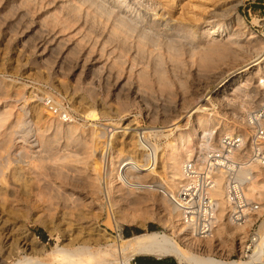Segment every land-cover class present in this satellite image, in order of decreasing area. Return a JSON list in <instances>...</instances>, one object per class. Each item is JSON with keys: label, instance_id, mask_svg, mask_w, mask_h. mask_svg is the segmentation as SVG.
Wrapping results in <instances>:
<instances>
[{"label": "bare ground", "instance_id": "bare-ground-1", "mask_svg": "<svg viewBox=\"0 0 264 264\" xmlns=\"http://www.w3.org/2000/svg\"><path fill=\"white\" fill-rule=\"evenodd\" d=\"M75 1L80 6L86 5L88 11L85 13V20L91 14L93 19L102 21V25L108 27L107 31L97 28L99 31L98 41L94 42V46L99 48L101 56H104L107 48L110 51L109 68L102 67L97 71L98 85L113 78L118 81L122 76L128 85L136 82L139 87H147L151 81L159 85L164 84L168 72L166 59L169 60L171 71L177 70L178 63L181 62L180 50L184 47L189 48L188 53L191 57L195 53L198 55L199 63L206 71L208 70L207 72L225 60L242 59L250 49L260 50L259 53H256L258 57L253 62L226 74L220 80L221 82H218L219 86L217 84L218 88L215 91L223 87V91L228 87L232 89L233 85H238L232 93V98L218 99L220 103H225V106L231 104L243 107V104H246V100L236 101V99L239 98L242 87L245 86V83L242 84V82L249 70L257 69L255 77L260 83H264V76L259 74L258 67L264 62V52L260 54L261 51H264V45L258 48L259 46L255 43V45L249 46L243 45L244 42L239 44L229 33L223 40L222 34H216L214 28L209 26L201 30L203 42L194 43L196 35L193 26L176 24L173 20L166 18L164 14H157L154 12V9L157 8L156 2L152 7L151 5L144 8L142 5L138 6L142 7V10L137 12L126 0ZM150 10L152 14H150ZM66 11L68 16L79 15V8L69 7ZM213 16H217V13H213ZM90 91L92 92L93 89ZM135 95H137L136 92ZM188 99L191 100L192 95ZM43 103L46 104L38 108L36 118L40 122L42 112L46 111L48 116L43 123L47 124L48 130H50L51 119H53L56 122L52 129L53 133L45 135V132L38 131L34 134V140L31 141L32 131L24 129L25 123L19 119L16 124L19 131L11 133L0 141V185L9 187L10 178L5 172L15 161L17 164L31 166L27 172L34 176L33 179L37 185L36 192H32V195L38 197L35 203L37 202L41 206H45L44 204L47 203L48 212L55 208H61L64 215H69L73 221L81 222L84 217L82 214L76 213L78 207L87 206L86 204L107 203L104 220L106 230H97V233L102 234L96 237L81 238L78 242H73L72 245H75L73 249L54 251L53 261L55 264H132L131 260L136 256H151L157 259L172 257L177 264H264V220L261 222L263 232L255 235L252 239L253 249L252 253L247 256V261H227L219 253L223 252L224 254L226 251L222 248L223 245L226 246L224 243L231 242V240L233 242L234 235H242L240 239L243 240L244 234H247V230L254 224L256 218L262 212L264 213V193L261 191L264 188V166L247 162L251 152L248 142L252 132L246 124L245 115L236 117L235 114H232L230 119L238 125L248 128L250 132L248 139L239 130L231 132L233 125L230 122L198 116V128H193L190 136L194 137V140L196 139L200 150L195 151L193 156V149L186 146L191 141L190 136L176 131V139L174 142L168 143L165 161L162 162L159 158L160 149L157 142H150V138L158 137L160 131L152 130V128L133 133L137 137L134 143L123 142L120 148H117L113 145V139L117 137V133L113 132L114 129L103 126V130L97 132L90 128L94 125L93 122L98 120L95 111L86 110L84 112L85 119L92 122L85 129L82 125H69L73 123L74 119L69 111L53 97L48 96L47 101L44 98ZM49 108L52 111L55 109V113L49 112ZM207 111L208 108L200 105L196 107L193 114H204ZM161 119L163 118L161 117ZM3 121L0 119V128ZM215 122L218 123V130L214 128ZM126 133L127 126L122 129L121 136L124 137ZM232 133L243 136L244 144L235 153V156L238 160L246 163L237 175L241 179L243 194L249 206L244 210L242 218L235 220L232 217L233 208L227 195L228 178L223 174H213L214 187L210 197L215 203V219L210 234L205 239H201L196 236L192 227L184 222L182 212L175 203L178 200L181 187L187 181L183 167L190 160H195L199 165L203 164L206 161L207 152L218 148L220 138ZM106 134L111 136V140L108 144L106 170L105 173H101L104 168H102V164L105 166L106 158L96 156L94 152H97L100 147L105 148L107 143L104 146H98L101 141L97 143V139L101 140ZM66 150L73 152L75 156L81 154L85 157H93L95 178L85 176L84 168L77 166L73 168L67 164V159L59 156ZM3 154L6 155L5 159ZM72 161L79 162L76 158H73ZM4 162L5 165H3ZM46 162H48L47 167L45 166ZM11 177L16 182L22 181L17 172H13ZM102 179L104 186L101 189L94 184V180L100 183ZM13 189V194L6 195V192L0 188V200L9 203L10 206L18 202L21 195L28 196L29 193ZM29 190L28 188L27 191ZM2 192L4 193L2 194ZM99 194L101 196H98ZM85 198L90 200L86 203ZM147 206L154 207L161 217H149L150 213L145 209ZM136 216H148L163 221L170 227L172 236L165 232L153 231L124 238L120 233L122 226L132 223ZM107 230L115 235L108 233ZM1 233L0 264H10L8 262L10 254L17 249L24 251L25 255L13 264H47L42 257L43 246L36 248L33 241L28 242L25 237H22L25 242L19 246L20 239L5 237ZM26 242H28L27 245ZM102 244L104 246H101ZM91 245L98 248L91 251ZM229 249L231 251L232 248Z\"/></svg>", "mask_w": 264, "mask_h": 264}, {"label": "rangeland", "instance_id": "rangeland-1", "mask_svg": "<svg viewBox=\"0 0 264 264\" xmlns=\"http://www.w3.org/2000/svg\"><path fill=\"white\" fill-rule=\"evenodd\" d=\"M126 1L132 4L137 12H140L142 7L150 5L152 7L156 2L157 8L154 9V12L157 14H164L166 18L173 20L176 24L193 26L196 35L194 43L203 42L201 30L209 26L214 28L216 34H222L223 40L229 33L239 44H243V42L245 46L256 44L259 46L258 48L264 45V0ZM140 5L142 7H138ZM69 7L79 8V15L68 16L66 9ZM86 11H88L86 5L80 6L75 0H0V119L4 120L0 128V141L11 133L19 131L16 126L19 119L25 123L24 129L32 131L31 141L34 140V134L38 131L45 132V135L52 134L56 122L51 119L52 123L48 130L47 124L43 123L48 116L46 111L42 112L40 122L36 118L38 108L46 104L43 103V99L45 98L47 101L48 96L59 101L63 108L69 111L74 119L73 123L69 125H82L87 129L92 122L85 119L84 112L86 110L95 111L98 120L93 122L94 125L90 128L97 132L103 130L104 127L114 129L113 132L117 133V137L113 139V145L117 148H120L123 142L134 143L137 137L133 133L152 128V130L160 131L158 137L150 138V142H157L160 149L159 158L162 162L165 161L167 145L175 141L177 132L190 136L192 129L198 128V116L230 122L233 125L231 132L239 130L248 139L250 134L248 128L238 125L230 119V116L232 114H235L236 117L246 116L247 112L263 104L264 83H260L256 79L257 69L249 70L242 82V84L245 83V86L242 87V92L236 101L246 100L243 107L231 104L225 106V103H220L218 100L219 98H232V93L238 85H233V90L231 87L224 91V87L215 90L219 86L218 82L226 74L253 62L258 57L256 53H259V49H250L242 59L237 61L217 62L216 68L213 67L210 72H207L208 70L206 71L199 63L198 55L195 53L191 57L188 53L189 48L184 47L180 50L181 62L178 63L177 70L171 71L169 60L166 59L168 72L164 84L159 85L151 81L147 87H139L136 82L128 85L122 76L118 81L113 78L98 85L97 71L102 67L109 68L110 51L107 48L108 53L105 52L104 56H101V52L97 46H94V42L98 41L99 31L97 28L107 31L108 27L102 25V21L93 19L91 14L85 20ZM213 13H217V16H213ZM150 14H152L151 10ZM263 52L261 51L260 54ZM258 67L259 74L264 76V62ZM205 79L208 80L205 81ZM89 88L93 91L91 92ZM191 95L192 99L189 100ZM200 105L208 108V111L204 114H193L196 107ZM48 111L54 114L56 110L52 111L49 108ZM215 124L214 128L218 130V123L215 122ZM126 126L127 133L122 137L121 131ZM189 139L191 141L186 146L193 149L194 156L195 151L200 149L194 137L190 136ZM110 140L109 134H106L101 140L97 139V143L101 141L98 146H104L107 143L105 148L100 147L97 152H94L96 156L106 158L105 166L102 164V168H104L101 169V173L106 170ZM2 156L5 159L6 155ZM59 156L66 158L67 164L73 168L75 166L84 168L85 176L95 178L93 157H85L81 154L75 156L69 150L61 152ZM73 158L78 159L79 162H73ZM47 163H45L46 167ZM30 167V165L25 166L13 161L5 172L10 178L9 187L0 185V188L6 192V195L13 194V188L29 193L28 196L21 195L20 200L13 206L0 200V221L2 220L0 233L2 232L1 235H5V237L20 239L19 246L25 242L22 237H25L28 242L33 241L36 248L43 246L42 257L47 264H55L53 261L54 251L73 249L75 247L72 245L73 242H78L81 238L96 237L102 234L97 233V230H106L104 220L107 203L86 204L87 206L78 207L76 213L82 214L84 217L81 222L73 221L69 215H64L61 208H55L48 212L47 203L44 204L45 206L35 203L38 197L32 195V192H36L37 185L33 179L34 176L27 172ZM13 172L20 174L21 182L14 181L11 177ZM94 184L102 189L103 179L100 183L94 180ZM28 188L29 191H27ZM261 191L264 193V188ZM84 200L87 203L90 199L85 198ZM145 209L150 213L149 217H161L154 207L147 206ZM161 215L163 216V214ZM149 217H134L132 223L122 226L121 235L124 238H130L134 235L157 231L172 236L168 224ZM70 220H72L71 223H69ZM263 220L264 213L262 212L247 230V234H244L243 240L240 239L242 235L236 234L233 242L232 240L229 241L230 243L225 242L227 247L223 245L222 248L226 251L224 254L219 252L221 257L227 261H247V256L252 253L253 249L252 239L255 235L263 232L261 230ZM107 232L115 235L108 230ZM28 242L25 244L27 245ZM249 243L252 244L251 250L246 253L245 250ZM95 248L98 247L90 246L91 251L96 250ZM229 248H232L231 251ZM24 255V251L20 249L13 250L8 262L13 264ZM139 258L150 261L158 260L151 256H136L131 260V263L134 264ZM106 259L109 260V258ZM160 260L165 261V264H177L172 257Z\"/></svg>", "mask_w": 264, "mask_h": 264}, {"label": "built area", "instance_id": "built-area-1", "mask_svg": "<svg viewBox=\"0 0 264 264\" xmlns=\"http://www.w3.org/2000/svg\"><path fill=\"white\" fill-rule=\"evenodd\" d=\"M245 121L252 132L248 142L251 152L247 162L264 166V97L263 104L249 111ZM243 144L241 134L223 135L218 148L207 152L203 164L199 165L195 160H190L183 167L187 181L181 187L175 203L182 212L184 222L190 225L196 236L201 239H205L210 234L215 219V203L210 197L214 187L213 174H223L228 178L227 195L233 208L232 217L235 220H240L244 210L249 206L243 194L241 179L237 175L246 163L235 156ZM251 246L252 244L249 243L246 253L250 252Z\"/></svg>", "mask_w": 264, "mask_h": 264}, {"label": "crops", "instance_id": "crops-1", "mask_svg": "<svg viewBox=\"0 0 264 264\" xmlns=\"http://www.w3.org/2000/svg\"><path fill=\"white\" fill-rule=\"evenodd\" d=\"M134 264H149L148 263V260H146L145 258H142V259H137Z\"/></svg>", "mask_w": 264, "mask_h": 264}, {"label": "trees", "instance_id": "trees-1", "mask_svg": "<svg viewBox=\"0 0 264 264\" xmlns=\"http://www.w3.org/2000/svg\"><path fill=\"white\" fill-rule=\"evenodd\" d=\"M149 264H165V261L163 260H148Z\"/></svg>", "mask_w": 264, "mask_h": 264}, {"label": "water", "instance_id": "water-1", "mask_svg": "<svg viewBox=\"0 0 264 264\" xmlns=\"http://www.w3.org/2000/svg\"><path fill=\"white\" fill-rule=\"evenodd\" d=\"M158 260H160V259H158Z\"/></svg>", "mask_w": 264, "mask_h": 264}]
</instances>
